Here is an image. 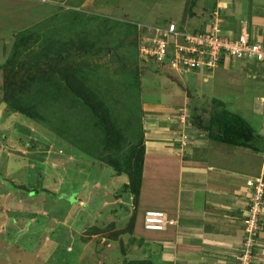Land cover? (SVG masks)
<instances>
[{"label":"rangeland","instance_id":"rangeland-1","mask_svg":"<svg viewBox=\"0 0 264 264\" xmlns=\"http://www.w3.org/2000/svg\"><path fill=\"white\" fill-rule=\"evenodd\" d=\"M52 1L49 5L50 0H0V264H121L125 258H151L153 264H212L209 259L214 255L212 250L202 249L195 242L192 247L191 243L169 247L166 241L159 240L165 233L143 229L142 212L157 209L154 201L163 195L159 194L160 189H155L149 197L147 181L151 170L145 172V195L138 205V201L134 203L120 190L127 183L125 176H115L96 156L85 153L92 128L85 132L79 129V121L85 115L74 98L61 97L63 100L58 106L46 110L45 100L36 101L38 111L46 117L45 123L33 122L12 111L4 99L8 85L12 87L13 98L23 99L38 82L48 84V79L62 82L57 70L46 66L3 70L2 66L11 58L22 32L31 36V42L19 54L17 62L43 59L47 45L59 41L72 48L73 53L77 52L68 59L67 65L79 72L86 85L104 100L128 140L137 139L136 135L143 133L144 141L160 136L163 141H169L167 145L171 141L169 131L174 130L176 137L181 132L191 142L201 139L194 144L197 150L218 147L200 137V132H196L197 123L189 118L191 114L206 123L209 111L205 107L217 108L213 101H220L226 109L247 118L254 130L264 135L261 129L264 115L248 117L251 98L264 95H258L264 92V87L253 78L254 73L262 74L264 69L256 67L258 62L226 58L220 66L229 61L233 63L224 68L184 72L177 66H157L139 52L148 43L142 40V34L147 33L145 27L173 23L191 33L205 25L206 20L204 24L199 21L210 14L208 0ZM191 2H194L192 6ZM74 5H78V10ZM58 6L62 8L57 9ZM48 7H51L49 11ZM47 16L50 19H41ZM85 51L91 54L84 55ZM161 103L169 112L159 107L152 112L151 107ZM238 105L240 112L236 111ZM162 120L167 122L166 127V122L160 123ZM170 121L176 125L170 127ZM152 124L156 129H152ZM163 128L168 130L165 137L159 132ZM174 141L179 140L171 142ZM82 146H85L84 153ZM235 151L233 157L239 160L238 168H241V159L252 163L251 151L244 148ZM176 152L173 153L182 163L181 167L192 163L194 157ZM225 157L237 163L231 154ZM146 161L147 164L154 162L148 156ZM256 179L261 180L258 177L251 181ZM202 189L196 182L191 193H183L178 201L180 210L184 205L189 208V202H200ZM43 190L58 196L54 198ZM197 190L200 192L195 199ZM1 212L9 214L8 220ZM132 215L136 216L137 231L134 229L133 235L127 233L111 241L116 231L126 227ZM28 218L33 222H27ZM93 228L107 229L108 234L90 235ZM244 232L245 229L242 236L235 238L237 256L244 249L247 237ZM179 254H188L191 260L184 262Z\"/></svg>","mask_w":264,"mask_h":264},{"label":"crops","instance_id":"crops-1","mask_svg":"<svg viewBox=\"0 0 264 264\" xmlns=\"http://www.w3.org/2000/svg\"><path fill=\"white\" fill-rule=\"evenodd\" d=\"M50 1L51 3L49 5L53 4V1ZM41 2H43V0H41ZM207 2L209 3L207 9L210 14L208 15L207 13V15L205 14L206 17H204L205 15L203 16L204 18L201 17L203 19L199 21V24H204L203 22L206 20L205 25L208 26V20L213 15L211 20L217 18L220 27L228 35L236 37L240 33H245L249 36L250 40L260 42L264 46V0H208ZM33 5L36 4L33 3ZM77 6L74 5L73 8L78 10ZM60 8L62 7H57V9ZM49 9H51V7H48L47 10L49 11ZM41 19L50 18L47 16ZM205 25H201L199 28L203 29ZM197 28L198 27H196V29ZM231 63H233V61L225 62L220 67L224 68ZM260 66L258 65L256 67L264 69L262 65ZM258 73H260V71ZM254 75V77H257L255 73ZM258 81L262 84L261 86L264 87V80ZM250 90L251 89H246L247 92ZM260 93L264 92H258V95ZM263 99L264 95L251 98V110L248 112L249 119L253 117L252 114L254 116L264 115ZM158 107L159 109H164L161 111L169 112L170 110L168 107L165 109L161 103L151 107L152 112H155ZM205 108L212 107L208 105ZM238 110L240 112V105H238L236 111ZM163 115L165 114L163 113L162 116ZM178 115L183 117L181 114ZM246 119L247 118H245V120ZM161 122L166 121L162 120L160 123ZM170 122H172L169 123L171 126L168 125V127L176 125L173 121ZM180 124H182V122H180ZM155 126V124H152V129H154ZM164 126H167V122ZM263 127L264 122L261 125L262 130L264 129ZM167 131L166 128L159 131L162 135L161 137L167 136ZM175 133L174 130H171V133L169 131V138L171 141H173V139L179 140L174 141L176 143L170 141V144L168 143L166 145L165 143L168 140L163 141L160 136H154V138H152L151 134V139L148 138L144 141L145 155L143 182L138 205L139 203L141 204V199H143L145 195V172L151 170V172H149L151 173V176H148L147 181L149 184V191H151L149 197L151 198L152 192L155 189H160L159 191L161 192L159 194L163 193L162 197L158 196L157 201H154V206L157 208L155 210L164 212L166 216H169L170 219H173L176 222L174 226L166 227L161 232H153L165 233L162 238H159V240L166 241L165 245L169 247L173 244V248L178 246L179 243L181 245L184 243L189 245V243H191L190 246L192 247V244L195 242L196 245L201 246L202 249L206 247L208 250L214 252L213 257L209 258L212 264H237V258L239 256H237L238 252L235 246V238L243 235V224L241 225V223L248 215L249 203L252 195V190L245 184L247 180L258 177L264 181V153L256 154L251 151L253 157H250V160H252V163H248L246 159H241V168H238L237 165L239 160L233 157L236 153V148L229 152L227 149L218 145V147L207 146L209 148L205 150H197V147L194 146V144L200 142L201 139L195 141L192 140L193 142H191L184 133L182 134L180 132L178 137L175 136ZM200 137L206 138L204 134ZM177 150L185 153V156L194 157L192 163L185 165V167H181L182 163L180 164V162L176 160V154L173 153ZM246 150L247 149H245V151ZM226 154H231L232 157L236 159L237 163H235L232 158L226 160ZM147 156L152 158L154 161L153 164H147ZM243 165H246L244 169L242 168ZM230 179L233 180V182H230ZM196 182L198 185L203 186L201 191L203 193H200L201 197L199 198L201 201L189 202L190 210L189 208H186L185 205L184 209L180 210L179 199L186 191L191 193ZM162 189H164V191ZM182 190L183 192H181ZM198 190L195 191L197 194L194 195L195 199L200 192ZM153 199H151V203L153 202ZM169 199L170 201H168ZM181 211L183 213L185 212L186 215L184 216ZM144 212H142V215H144ZM1 214H6L5 217L9 215L6 212H1ZM45 214L46 213H44V215ZM260 218L262 226L258 231V239H256L257 244L255 243V253L257 258L255 257V261H253L252 264H264V205ZM23 220H25V218ZM32 220L33 219L29 220L28 218L27 222H33ZM134 229L137 231L136 224ZM198 235L201 236L200 239ZM226 235H230V237H227ZM226 242L228 243V248L225 247ZM223 252L227 253L221 255ZM239 253L241 254V251H239ZM179 258H182L184 262L191 260V256L188 254H179ZM201 259L204 260L203 255H201Z\"/></svg>","mask_w":264,"mask_h":264},{"label":"trees","instance_id":"trees-1","mask_svg":"<svg viewBox=\"0 0 264 264\" xmlns=\"http://www.w3.org/2000/svg\"><path fill=\"white\" fill-rule=\"evenodd\" d=\"M192 4H194V2H191L190 6H192ZM21 34L23 35L19 37V40L15 44L11 58L6 60L3 64V70L4 68H9L10 70L16 68L29 70L36 66H46L51 70H57L62 82L57 81L56 79L54 82L51 79H48V84H40L38 82L31 88L29 93L23 99L13 98V94L11 93L12 87L8 85L4 99L6 102H9V107L13 112H17L33 122L45 123L43 120H46V117L38 111L39 109L37 104L39 102L36 101L45 100V103H48V107L44 108L46 110L48 108L58 106L59 102H62V98H66L67 96L74 98L80 107H82L85 115V118L79 121V129L85 132L92 128V131L90 130L92 133L90 136L92 138L90 137V142L85 150V153L91 157L92 155L96 156L98 160L107 165L112 172H114L113 174L115 176H125L127 183L123 185L120 190L123 194L129 195L133 199L134 203H137L143 182V165L145 155L143 133L136 135L137 139L134 138L132 141L128 140V136L124 133L123 129L118 124L117 119L114 117L112 111L106 105L104 100L98 95V93L86 85L84 80L85 78H83L82 75H79V72H74L67 65L68 59L75 55V53L77 54L75 50L74 53L72 52V48H68L61 43L59 44V41H52L47 45L44 51L43 59L35 58L34 60L28 62H17L19 54L22 53L23 49L27 48L28 44L31 42L30 35H24L23 32ZM84 53V55L91 54L90 51H85ZM53 63L55 66H52ZM258 65H262L263 67L262 63L258 62ZM253 78H256L257 80H264V72L262 74H257V77L253 76ZM213 103L217 104V108H206L207 111H209V117L207 118L206 123H202L200 119L194 118L190 114L189 118L192 119L193 122L197 123L196 132H200V135L202 136L203 133H205L208 141L214 143V145H225L224 148L228 151L230 148H233V150L235 148H244L256 154H263L264 135L258 134L252 125H250V122L234 113L231 109H226L220 101H213ZM83 140V142L86 143L85 138H83ZM84 148L85 146L83 147V153ZM32 192L34 193V191ZM42 192L47 193L54 198L58 196L44 190ZM35 194L39 193L36 191ZM262 201L264 202V193ZM113 212L116 213V211ZM135 217V215H132L126 227L122 230L116 231L113 234L111 241H115L117 237L127 233L133 235ZM244 221L242 223H244ZM257 225L259 231L262 226L261 220L258 221ZM112 226L113 225L110 227ZM244 229L245 226L243 225V231ZM258 231L253 237V240L258 239ZM94 232H97L95 234L99 233L101 235L108 234L107 229H100L99 231L98 229H95L89 234L94 235ZM244 234L247 236V233L244 232ZM246 239L247 237L244 242ZM252 248L254 250L256 249L254 243L252 244ZM242 253L243 250L241 254ZM123 255L126 257L124 250ZM121 264H153V262L151 258H125Z\"/></svg>","mask_w":264,"mask_h":264},{"label":"built area","instance_id":"built-area-1","mask_svg":"<svg viewBox=\"0 0 264 264\" xmlns=\"http://www.w3.org/2000/svg\"><path fill=\"white\" fill-rule=\"evenodd\" d=\"M153 32L151 37L142 39L148 43L141 46L140 53L158 65H169L174 68L177 66L187 71L211 70L226 58L264 64V46L260 42L249 40L245 33H240L236 38L223 34L217 22L202 33L182 32L174 24H169L165 29L154 28ZM258 180L246 182L248 188L252 190V195L250 209L244 221L247 239L237 264L252 262L253 237L258 229V215L264 204L262 201L264 181ZM142 224L145 231L161 232L166 227L174 226L176 222L162 211L147 210L143 215Z\"/></svg>","mask_w":264,"mask_h":264},{"label":"clouds","instance_id":"clouds-1","mask_svg":"<svg viewBox=\"0 0 264 264\" xmlns=\"http://www.w3.org/2000/svg\"><path fill=\"white\" fill-rule=\"evenodd\" d=\"M211 16V15H210ZM213 18V15H212V17L211 18H209V20H208V26L205 28V29H200V28H197V29H195L194 31H192L191 33H195V32H203V31H205L206 29H209L210 28V26L214 23V22H217L218 23V26L220 27V24H219V21L217 20V18L215 19V20H211ZM164 24V23H163ZM169 24H173V23H169ZM169 24H167V25H165L164 24V26H162V27H145V29H146V32L147 33H143L142 34V39H144L145 37H151L152 36V34H149V32H152V33H154L153 32V29L154 28H159V29H165V28H167V26L169 25ZM179 31H182V32H185L184 31V29L183 28H181V27H176ZM220 29H221V31H222V33L223 34H226V35H228L227 33H225L223 30H222V28L220 27ZM188 33V32H187ZM247 35V34H246ZM228 36H230V35H228ZM230 37H232V38H236V37H238V35L236 36V37H234V36H230ZM247 37L249 38V36L247 35ZM249 40H250V38H249ZM252 41V40H251ZM255 42V41H254ZM140 52V51H139ZM225 60V59H224ZM224 60L223 61H221V63L218 65L219 67H220V65L224 62ZM233 60V59H232ZM235 61H241V60H235ZM246 61H249V60H246ZM157 66H160L161 67V65H158L157 64ZM163 66H165V67H172V66H169V65H163ZM215 69V68H214ZM214 69H211V70H207V71H212V70H214ZM182 71H186V72H189V71H187L186 69H182ZM196 71H198V69H196V70H193V71H190V72H196ZM263 103H264V99H263ZM205 136H206V134L205 133H203ZM208 140V139H207ZM263 206V205H262ZM262 208L263 207H261V211H262ZM260 211V212H261ZM259 212V215H258V217H260V213ZM145 213V212H144ZM164 213V212H163ZM165 214V213H164ZM166 215V214H165ZM261 218H259V220H260ZM143 225V224H142ZM260 230V229H259ZM257 231H258V229H257ZM256 231V232H257ZM256 239L255 240H253V243H254V246H255V243H256ZM251 254H252V262L255 260V257H256V253H255V250L251 247ZM254 255V256H253ZM252 262H251V264H252Z\"/></svg>","mask_w":264,"mask_h":264}]
</instances>
